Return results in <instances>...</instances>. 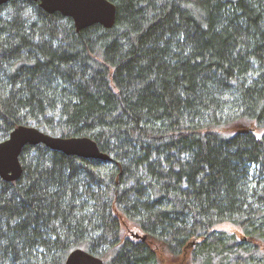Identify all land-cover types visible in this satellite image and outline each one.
Masks as SVG:
<instances>
[{"label":"trees","instance_id":"trees-1","mask_svg":"<svg viewBox=\"0 0 264 264\" xmlns=\"http://www.w3.org/2000/svg\"><path fill=\"white\" fill-rule=\"evenodd\" d=\"M110 1L115 25L80 31L39 1L0 7V142L33 125L113 158L25 146L0 177V264H162L154 245L264 264V0Z\"/></svg>","mask_w":264,"mask_h":264},{"label":"water","instance_id":"water-1","mask_svg":"<svg viewBox=\"0 0 264 264\" xmlns=\"http://www.w3.org/2000/svg\"><path fill=\"white\" fill-rule=\"evenodd\" d=\"M11 0H0V7ZM48 13L61 12L74 20L76 29L80 31L93 24H101L112 28L116 23L117 7L110 0H33ZM44 144L48 148L74 155L80 158L112 161L113 158L103 152L97 142L88 136L63 137L53 135L33 125H19L10 136L0 142V177L14 181L21 177L23 164L21 153L27 145ZM145 240L147 235L135 234ZM194 244V242H193ZM105 259L84 248L72 250L65 264H105Z\"/></svg>","mask_w":264,"mask_h":264},{"label":"rangeland","instance_id":"rangeland-1","mask_svg":"<svg viewBox=\"0 0 264 264\" xmlns=\"http://www.w3.org/2000/svg\"><path fill=\"white\" fill-rule=\"evenodd\" d=\"M253 124L254 123L242 121V122L230 125L229 127H227V129H225V131H229V132L240 131L241 132V131H245L248 128H254ZM256 133H258V131ZM122 227H123V232L125 236L137 238L135 234L136 233L140 234L136 230V228H134L128 222H123ZM216 229L227 230L229 232L235 233L239 238L243 236V231L238 226L234 225L231 222L221 223L216 227ZM137 239H140V238H137ZM154 248L157 249L159 260L161 261L162 264H190L189 263L190 254H188L187 252H185L183 255L173 256L169 252H167L166 248L163 246L154 245ZM261 248L264 251L263 244H261Z\"/></svg>","mask_w":264,"mask_h":264},{"label":"snow or ice","instance_id":"snow-or-ice-1","mask_svg":"<svg viewBox=\"0 0 264 264\" xmlns=\"http://www.w3.org/2000/svg\"><path fill=\"white\" fill-rule=\"evenodd\" d=\"M3 243V240L2 239H0V244H2Z\"/></svg>","mask_w":264,"mask_h":264}]
</instances>
